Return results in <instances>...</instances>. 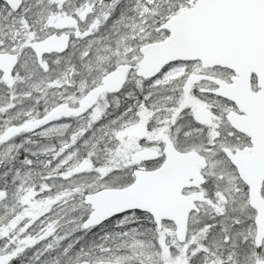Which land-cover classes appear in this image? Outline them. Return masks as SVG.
Returning <instances> with one entry per match:
<instances>
[{
	"label": "snow or ice",
	"instance_id": "1",
	"mask_svg": "<svg viewBox=\"0 0 264 264\" xmlns=\"http://www.w3.org/2000/svg\"><path fill=\"white\" fill-rule=\"evenodd\" d=\"M0 264H264V0H0Z\"/></svg>",
	"mask_w": 264,
	"mask_h": 264
}]
</instances>
